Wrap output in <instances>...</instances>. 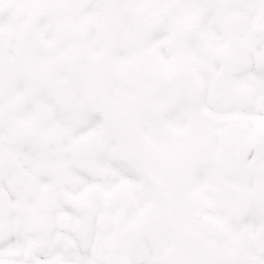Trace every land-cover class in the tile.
<instances>
[{"label":"snow or ice","instance_id":"obj_1","mask_svg":"<svg viewBox=\"0 0 264 264\" xmlns=\"http://www.w3.org/2000/svg\"><path fill=\"white\" fill-rule=\"evenodd\" d=\"M0 264H264V0H0Z\"/></svg>","mask_w":264,"mask_h":264}]
</instances>
